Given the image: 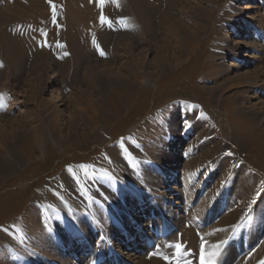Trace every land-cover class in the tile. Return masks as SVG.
I'll return each instance as SVG.
<instances>
[{
    "label": "rangeland",
    "instance_id": "rangeland-1",
    "mask_svg": "<svg viewBox=\"0 0 264 264\" xmlns=\"http://www.w3.org/2000/svg\"><path fill=\"white\" fill-rule=\"evenodd\" d=\"M60 1L53 8L33 0L30 20H11L26 57L0 63V264H200L195 250L221 241L231 256L226 264H237L261 248L264 159L223 107L234 104L264 136V0L248 1L252 14L235 0H169L163 10L180 37L163 63L158 51L168 39L159 16L148 40L125 35L133 25L122 14L103 24L88 20L80 30L59 20L40 38ZM70 9L79 17L96 11L94 0ZM243 23L246 34L233 36ZM71 39L81 43L76 67ZM236 42L251 56L248 66ZM39 54L48 61L34 68ZM145 70L161 77L141 85L134 74ZM134 85L144 98L119 107ZM131 228L137 234L130 238ZM184 234L199 238L196 248Z\"/></svg>",
    "mask_w": 264,
    "mask_h": 264
},
{
    "label": "bare ground",
    "instance_id": "bare-ground-1",
    "mask_svg": "<svg viewBox=\"0 0 264 264\" xmlns=\"http://www.w3.org/2000/svg\"><path fill=\"white\" fill-rule=\"evenodd\" d=\"M20 1L19 0L16 1L18 6H14V3L11 4L12 2H9V1L5 0V2H7V3H5L4 7L0 9V10H2V12L0 11L1 12L0 13V63H2V66H3V62L5 63V61H7L6 63H9V64L17 62L18 61L17 60L18 59V57H17L18 55H19V60H24L25 57H26V55L24 54V51L19 46L20 43H21V40L18 37L19 35H17L15 33L16 31L14 30V28H12L11 24H13L12 23L13 21H11V20H13V19L14 20H19V19H23V18L26 19V20L27 19L30 20L29 18H31V17L29 16V18H28V15H30V14H25V13H28L29 9L32 10L33 13H36L37 10L31 7V3H32L33 0H27V3L24 2L25 3L24 5L26 6L24 8H26L28 10H27V12H25V11L23 12V10L21 8L23 4H20ZM57 1L58 0H51L50 5L53 6V4L56 3ZM248 1H250V0H235V2L238 4L237 5L238 9H240L242 11L244 10L246 12H249V14H252L253 13L252 11H255L254 9H256V6L248 4ZM74 3H76V0H64L63 3L61 1L58 2L57 4L58 5L60 4L61 6L60 7L57 6V7H59V9L57 8L58 10L55 8L57 10L55 12V17H56L55 22H53V13H50L51 16L49 14V17L46 20V26L42 30L39 31L38 36L40 38L46 37V35H41V32L46 33L48 31L46 33V34H48L51 31L53 25L54 24H58L59 20L67 21L68 26L70 28L72 27V25H74L78 30H80L83 27V25H86L88 20L96 18L98 21H101V16H103V17L108 19V18H118V16L116 17V15L122 14L124 16V18L126 17L133 25V26H130V27L128 26L127 27V31H125V33H126L125 35L128 36V34H129V36H130V34H134V33L137 32L138 34L136 33V35H139V33H140L142 36L144 35L145 38H147V40L149 39V37H152L151 35L153 34L152 29H153V26L155 24L154 23V16H159L160 17L161 26L163 27L162 30L164 31V36H165L164 39H168L166 44L158 51V56H160V59H161L162 63L164 61H166L165 59H167L165 56L169 52V46H172L171 44L177 43L178 40H179L180 34L178 32L177 24H171V19H172L171 18V14H170L171 12L170 13L167 12L166 9L163 10L167 6V4L169 6V3H170L169 0H159L158 3L155 2L154 4L151 3L149 0H104L103 5H101L98 2V0H94V6H95V10L96 11H93L91 13H87L88 16H86V17H79V12L74 13V12L71 11L70 5L74 4ZM167 9H168V7H167ZM52 12H54V11H52ZM261 18L263 20L262 16H261ZM261 18H260V21H262ZM155 20H156V17H155ZM5 23L8 24V26H6V28L3 29L2 24L4 25ZM63 25H64V23H63ZM120 27H121V29L123 28V30H121V31L124 32L123 24L119 25V22H118V29H120ZM204 27H205V25H204ZM64 28H66V27H64ZM248 28H249V26H248L247 23L240 24L238 27H235L233 29V32H232L233 36L239 37V36H242V35L246 34ZM29 32H27L26 35H29L30 37L33 36L32 32L30 30H29ZM57 32H59V31H57ZM130 32H132V33H130ZM161 33H162V31H161ZM69 35H70V31H69ZM57 36H61L60 33H57ZM134 38H135V36H134ZM122 40L123 39L120 38V41L124 42V40L123 41ZM82 41H83V39H82ZM145 41H146V39H145ZM30 42H31V40L27 43L29 46H31ZM34 42H33L32 46H36V41H34ZM79 42L80 41H77L76 44H75V43H73V40L71 39L70 43L68 45L69 46V51H71V53L73 54V55L71 54L70 56H72V60H73L72 64L75 67L80 63V58H79V56L77 54V49H76L78 47L77 45L81 44ZM118 42H119V38H118ZM85 44L86 45H90L91 43L88 40ZM188 45L190 46V44H188ZM235 45L240 50L242 48H244V44L243 43L236 42ZM191 46H193V45H191ZM192 51H195V50H192ZM67 52H68V50L66 51V53ZM68 53H70V52H68ZM116 54L118 55V52H116ZM45 55L42 56V55L39 54L35 58L34 63H33L34 68L37 67L38 62L41 61L42 57L47 58L48 54L46 55V57H45ZM249 56L250 55L247 54V51L241 50V53H239V59L241 60V63H242L241 66L242 67L243 66H248L250 64ZM49 60H50V58H49ZM46 61H48V58H47ZM52 62H53V60L50 61V63H52ZM55 62H54V64L56 65ZM162 63H160L158 66H161ZM144 64H145L144 65L145 69H147V66H148L147 63H144ZM2 66L0 65V71L2 69ZM70 66L72 67V65H70ZM92 70L93 69L89 68L87 70V74H85L88 79L90 78V74H91ZM161 70L163 72H166V69L164 67H161ZM159 72H161V71H159ZM159 72L155 74L154 72H150V71L147 72L146 71V72H141V73H138V74H134V77H135V80L139 82V84L143 85L144 81H146V80L147 81H151V80H155V79L160 78L161 77V73H159ZM89 85H90V89H91V86L94 87V84L92 83L91 79H90ZM120 87L121 86L118 84V88L119 89H121ZM126 89H129V88H126ZM145 94L146 93H143L141 88H138V86L136 87V85H134V88L132 89V94L131 95L127 94V96H126L127 98L125 99L124 103H123V100L120 101V99H118V105H119V107L122 106L123 108L126 107L125 104L128 103V102H130V104L133 105L134 103L137 102L139 97H141V96L143 97V95H145ZM223 108H224L223 111L230 118V120H231L232 124L234 125L235 129L236 128L241 129L242 132L246 134L248 139L250 141H252L253 143H255V146H254L255 148H253L255 150H254V152L252 151L254 153V156H262V157H264V136H263V134L261 132L258 133V134L253 132L252 126H251V121H250V116H248L246 114L242 115L239 112L235 111L236 110L235 105L231 104L230 102L225 104ZM72 145H74V144H72ZM22 146H23L22 149L24 150L25 154L28 156L29 160L32 161L33 157H34L32 144L30 142H25L24 144H22ZM68 148L69 149L73 148V146H71V144H70L68 146ZM50 153L53 156L55 151L51 148L50 149ZM257 158H260V157H257ZM261 158L259 160H263L264 159V158H262V159ZM34 170L36 171V168ZM174 172H176V171H174ZM167 190L168 191H173L171 187H168ZM254 214H256V211H253V210L250 211V213H249V215L251 217H253ZM136 234H137L136 229H132L131 228V230L129 229V231H128L126 236L131 238V237H135ZM255 238H256L255 236L252 237V240H254ZM196 239L197 238H195L192 235L184 234V241L187 242V244H189L190 247H195L196 246V241L199 238L197 240ZM201 240H203V238H201ZM171 241H174V239L170 238V239L167 240V242H171ZM198 241H197V243H198ZM216 244H218V243H207V246H205V244H203V245L205 246L206 252H211V251L214 250L213 246L216 245ZM221 252H222V254L219 257H217V259H216L217 261H221L220 264H226L227 262L231 261V256L230 255H226V251H224L223 247L221 248ZM194 257H196V258L199 257L200 258V253L197 252L196 250H195V253H194ZM153 264H157V263H153ZM237 264H264V238H263V245H262L261 248L251 249V251L247 255H245L242 259H240V261Z\"/></svg>",
    "mask_w": 264,
    "mask_h": 264
},
{
    "label": "snow or ice",
    "instance_id": "snow-or-ice-1",
    "mask_svg": "<svg viewBox=\"0 0 264 264\" xmlns=\"http://www.w3.org/2000/svg\"><path fill=\"white\" fill-rule=\"evenodd\" d=\"M51 2V0H50ZM98 2L103 5L104 0H98ZM54 8V6H53ZM55 11L53 12V22H55ZM107 22L105 20V17L101 16V23H105ZM41 35H46V33L41 32ZM65 55H67V53H65ZM101 55H104L103 52H101ZM228 155H231V153H229ZM256 201L253 200L252 203H255ZM225 243V241H221L219 244H216L213 246L214 250L211 252H206L203 243L201 244V252H200V264H216V259L217 257H219L221 255V246ZM175 247L177 249H179L181 247V245L177 244L175 245Z\"/></svg>",
    "mask_w": 264,
    "mask_h": 264
}]
</instances>
